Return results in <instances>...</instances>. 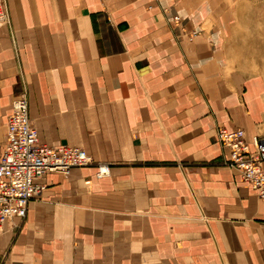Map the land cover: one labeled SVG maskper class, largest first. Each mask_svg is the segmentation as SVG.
<instances>
[{
  "label": "crops",
  "instance_id": "1",
  "mask_svg": "<svg viewBox=\"0 0 264 264\" xmlns=\"http://www.w3.org/2000/svg\"><path fill=\"white\" fill-rule=\"evenodd\" d=\"M222 1L4 0L0 153L24 96L39 143L92 164L45 175L0 225V264H264V199L215 134L263 125Z\"/></svg>",
  "mask_w": 264,
  "mask_h": 264
},
{
  "label": "built area",
  "instance_id": "2",
  "mask_svg": "<svg viewBox=\"0 0 264 264\" xmlns=\"http://www.w3.org/2000/svg\"><path fill=\"white\" fill-rule=\"evenodd\" d=\"M170 1V0H165ZM167 12V9H163ZM173 21L179 22L174 16ZM7 21L4 0H0V23ZM196 36L190 35L189 39ZM5 144L0 153V225L12 218L24 219L31 200L44 190L41 182L48 173L67 174L74 168L92 164L83 150L66 146L42 145L28 118L24 96L14 100L6 120ZM216 139L226 153L224 165L235 170L242 182L264 199V135L247 137L240 130L226 131L218 128ZM96 178L109 174V166L96 163Z\"/></svg>",
  "mask_w": 264,
  "mask_h": 264
},
{
  "label": "rangeland",
  "instance_id": "3",
  "mask_svg": "<svg viewBox=\"0 0 264 264\" xmlns=\"http://www.w3.org/2000/svg\"><path fill=\"white\" fill-rule=\"evenodd\" d=\"M226 20L225 55L229 69L248 81L260 105L264 135V0H223Z\"/></svg>",
  "mask_w": 264,
  "mask_h": 264
}]
</instances>
